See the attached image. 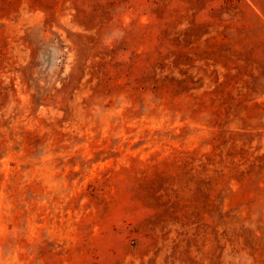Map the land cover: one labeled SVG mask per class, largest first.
I'll return each mask as SVG.
<instances>
[{"label": "rangeland", "instance_id": "obj_1", "mask_svg": "<svg viewBox=\"0 0 264 264\" xmlns=\"http://www.w3.org/2000/svg\"><path fill=\"white\" fill-rule=\"evenodd\" d=\"M0 264H264V0H0Z\"/></svg>", "mask_w": 264, "mask_h": 264}]
</instances>
